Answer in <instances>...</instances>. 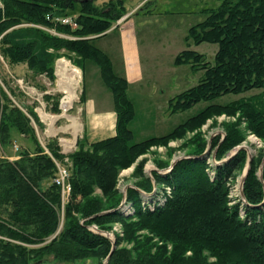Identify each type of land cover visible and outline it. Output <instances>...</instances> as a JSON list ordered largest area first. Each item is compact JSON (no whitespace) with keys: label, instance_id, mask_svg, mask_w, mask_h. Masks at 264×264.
Returning a JSON list of instances; mask_svg holds the SVG:
<instances>
[{"label":"trees","instance_id":"trees-1","mask_svg":"<svg viewBox=\"0 0 264 264\" xmlns=\"http://www.w3.org/2000/svg\"><path fill=\"white\" fill-rule=\"evenodd\" d=\"M0 3V54L10 66L26 65L35 76H46L54 83L57 53H74L82 63L92 60L113 94L117 115L114 137L95 143L82 138L70 156L72 200L61 234L43 248L27 249L24 244H42L59 227L61 198L53 183L57 174L54 160L62 161L63 156L53 142L47 153L31 119L11 105L0 88V145L9 148L15 130L36 146L34 153L20 152L17 161H0V264H30L49 257L66 263L91 256L109 259L108 264H264V156L251 162L244 199L238 197L231 204V183L247 163L245 151L228 160L243 142L235 129L229 128L224 140L212 143L215 166L208 163L212 155L202 156L204 144L191 154L195 157L180 161L172 172L155 175L157 184L172 191L164 201L146 198L130 188L126 202L131 212L123 217V200L115 191L119 171L131 167L148 147L197 129L213 114L240 113L249 130L264 141V0H222L218 8L206 11L207 19L191 29L188 40L196 45H218L214 64L196 52L180 55L177 64H188L204 75L197 86L171 101V111L184 112L229 95L260 93L227 105L208 106L169 135L136 144L129 128L134 110L127 96L128 82L115 75L110 58L93 44L128 14L124 2L109 0L101 7L95 0ZM76 4L81 7L79 15L73 17L76 29L54 21L59 16L68 18V11ZM21 25L28 26L14 29ZM51 30L57 35H51ZM85 101L83 91L80 102ZM58 107L59 101L54 107L57 112ZM32 118L41 126L35 115ZM144 164L140 163L136 175L143 177ZM138 186L147 194L153 193L147 178ZM96 189L105 201L91 197ZM132 219L137 221L127 225L125 240L116 238V246L125 241L138 243L135 232L139 230L151 236L144 237L133 252L112 251L111 242L100 233L110 230L113 223L127 224ZM92 226L101 232H93ZM167 244L173 246L171 252ZM188 252L192 254L187 256Z\"/></svg>","mask_w":264,"mask_h":264},{"label":"rangeland","instance_id":"rangeland-1","mask_svg":"<svg viewBox=\"0 0 264 264\" xmlns=\"http://www.w3.org/2000/svg\"><path fill=\"white\" fill-rule=\"evenodd\" d=\"M108 1L95 0V3L101 7ZM122 1L125 8L129 11L143 1L142 5L133 12L131 18L132 28L141 50L142 77L130 85L131 83L126 78L118 76V73L124 74L122 60L116 63L118 73L114 71L116 76L128 82L127 96L134 110V117L129 125L133 133V144L169 135L180 125L200 114L208 106L227 105L242 97H251L260 93L259 91H254L243 96L229 95L213 102H201L184 112L173 113L171 111V101L178 95L197 86L204 75L203 71H194L188 64H177V59L180 55L184 52H196L205 55L206 60L214 64V59L219 49L218 45L210 43L196 45L192 39L188 40V38L191 29L207 19L206 11L218 8L222 0ZM80 9V4H76L74 10L68 11L69 17H77ZM62 17L59 16L55 19ZM121 20L114 26L113 29L115 30L112 34L98 38L96 41H93V44L98 48V46H103L104 42H109L113 35L121 31L122 26L119 25L126 21L125 18ZM27 26L21 25L14 29L19 30ZM49 32L51 35H57L56 31L51 30ZM104 37L108 38L104 39ZM67 38L75 40L73 37L67 36ZM56 57L54 63L56 81L53 83L46 76H35L33 71L29 70L26 65L10 66L0 54V88L10 99V104L31 119L32 126L35 129L41 146L47 151L49 143H55L60 154L63 156L62 162H67L66 164L69 167L71 164L70 156L78 150V141L87 137V120L90 117L87 119L85 105L80 102L83 91H85V96L88 100H93L96 103L94 106L98 110L96 114L103 116L104 113L115 114L116 111L113 94L105 85L100 68L95 62L86 60L82 63L79 56L66 50L57 53ZM61 60L68 62L72 67L78 69L81 75L80 84L77 88V97L69 104L67 109L65 106L69 102V98L59 88L57 76V65ZM11 93L17 97H13ZM57 101H59L58 112L54 108ZM86 109L90 115L94 112L91 111L92 108L89 104L86 106ZM32 115L38 118L41 126L32 118ZM71 119L76 120L78 124L77 130L73 127ZM229 128L237 130L243 142L229 154L228 160L240 151H245L247 154L245 168L241 172H238L236 179L231 183L230 199L232 200L231 204H234L233 200L237 195L240 196V193H242V183L248 169L250 171L251 162L257 160L259 155L264 156V141L249 130L246 121L242 119L240 113L232 114L231 116L226 113L213 114L197 129L188 131L179 138L151 145L138 157L131 167L119 171L115 191L118 192L122 200L125 199L124 201L127 199V191L130 188L137 190L146 198L159 197L164 201L165 197H171L172 191H167L162 185L157 184L155 175H167L172 172L180 161L195 157L191 154L197 149L202 148L204 144L206 150L202 156L208 157L212 155L208 163L215 166L218 163L214 158L216 148L212 146V143L216 139L218 141L224 140ZM100 133L103 134L102 132ZM12 140L13 143L9 148H3L0 145V161L10 160L14 162L19 160V154L22 151L35 152L36 146L33 142L24 138L15 130L12 131ZM71 144H76V149L73 153L64 157L63 147ZM207 150H209L208 153ZM47 153L49 152L47 151ZM142 162L145 164L143 167V177H140L136 175V169ZM172 165L175 166L173 169H170ZM145 178L151 181L153 193L147 194L143 189L139 188L138 184H143ZM47 183L45 184L47 185ZM71 194L64 202L60 192V224L57 232L42 244H24L25 248H43L61 234L65 224L66 209L72 200ZM162 195L165 196L162 197ZM91 197L105 201L99 189H96ZM240 198V200H243L241 196ZM129 210L131 208H128L127 211L121 210L122 214H124L123 217L129 215ZM136 221L132 219L126 221L127 224L121 222L113 223L108 231L101 232L96 226H92L91 230L95 233L101 232L100 234L111 242L114 250L133 252L144 237L151 236L150 232L143 230L136 231L135 238L138 239L136 241H139L138 243L125 241L120 246H116V238L125 240L127 225L133 224ZM167 248L169 252L173 250V246L170 244H167ZM191 254V252H188L187 256ZM107 260L91 256L84 260L64 263L56 262L52 257H49L41 262H30V264H108Z\"/></svg>","mask_w":264,"mask_h":264},{"label":"crops","instance_id":"crops-1","mask_svg":"<svg viewBox=\"0 0 264 264\" xmlns=\"http://www.w3.org/2000/svg\"><path fill=\"white\" fill-rule=\"evenodd\" d=\"M143 1L138 4L131 11H128L126 21L120 24L122 26L121 31L113 35L112 39L109 42H104L103 46H98L111 60L113 64V70L115 73H118L116 63L122 60L124 64L123 73L117 74L120 77L126 78L130 85L137 82L142 77V62H141V50L138 45L134 29L132 28V14L135 12L141 5ZM128 17H130L128 19ZM115 29L110 30L106 36L112 34ZM108 38V37H104ZM97 40V39H96ZM95 40V41H96ZM101 40V39H100ZM88 104L91 106L94 111L91 115L88 114L86 106ZM87 119V139L90 143H95L102 141L116 135V124H117V115L112 113H104L103 116L98 115L97 107H94L96 103L93 100H88L84 103ZM115 105V103H114ZM107 112V111H106ZM102 113V112H99ZM92 116V117H91ZM102 132L103 134H101ZM45 186H48L45 185Z\"/></svg>","mask_w":264,"mask_h":264},{"label":"built area","instance_id":"built-area-1","mask_svg":"<svg viewBox=\"0 0 264 264\" xmlns=\"http://www.w3.org/2000/svg\"><path fill=\"white\" fill-rule=\"evenodd\" d=\"M54 21L59 23V24L65 25V26H70L73 29L77 28V24L75 23V21L72 18H58V19H55ZM55 74H56V72H55ZM75 149H76V144L64 146L63 147L64 157L65 156L67 157L68 154L73 153ZM54 162H55L56 167H57V174H56V177L54 179V184L60 190L63 201L65 202V199L67 197H70V194L72 192L71 173H70L69 168L66 164L67 162H62V161L58 162L56 160H54ZM165 189L167 191L168 190L171 191L170 188L165 187ZM241 194L242 193H240V196H241ZM240 196L237 195L236 198L233 200V203L237 202L238 200H236V199H238V197H240ZM127 207L130 208V206L127 205V202L125 201V203L121 205V208H127Z\"/></svg>","mask_w":264,"mask_h":264},{"label":"bare ground","instance_id":"bare-ground-1","mask_svg":"<svg viewBox=\"0 0 264 264\" xmlns=\"http://www.w3.org/2000/svg\"><path fill=\"white\" fill-rule=\"evenodd\" d=\"M57 76L59 80V88L69 98V102L65 106V108L67 109L69 104H71L73 100L76 99L77 97L76 95L77 90H78L77 88L79 87V84H80L81 75L78 69L72 67L68 62L61 60L58 62V65H57ZM71 122L75 129L78 128L77 127L78 124L75 119H71ZM241 197L244 199V195L241 194ZM128 208L129 207L121 208V210L127 211Z\"/></svg>","mask_w":264,"mask_h":264},{"label":"water","instance_id":"water-1","mask_svg":"<svg viewBox=\"0 0 264 264\" xmlns=\"http://www.w3.org/2000/svg\"><path fill=\"white\" fill-rule=\"evenodd\" d=\"M209 152V150H207V153ZM206 153V154H207ZM205 154V155H206ZM264 164V163H263ZM175 165H172L171 167H170V169H173V167H174ZM248 173H249V169H248V171H247V175H246V177L244 178V180H243V188H244V183H245V180H246V178H247V176H248ZM260 178L262 179V171H261V173H260ZM242 195H244V193H243V189H242ZM125 200V199H124ZM123 200V202H122V204H124L125 203V201ZM113 251H114V248H113ZM109 260V259H108ZM108 260H107V262H108Z\"/></svg>","mask_w":264,"mask_h":264}]
</instances>
